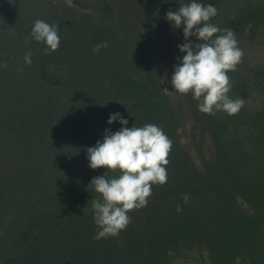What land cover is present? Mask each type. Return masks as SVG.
Instances as JSON below:
<instances>
[{
    "label": "rangeland",
    "instance_id": "374dc122",
    "mask_svg": "<svg viewBox=\"0 0 264 264\" xmlns=\"http://www.w3.org/2000/svg\"><path fill=\"white\" fill-rule=\"evenodd\" d=\"M187 2L0 0V264H264V0H201L243 52L228 72L244 100L233 115L203 113L171 84L185 38L165 17ZM38 19L58 26L60 86L24 60ZM115 112L164 131L168 178L118 235L95 239L94 211L72 225L60 204L110 171L91 169L87 148L122 127L107 123Z\"/></svg>",
    "mask_w": 264,
    "mask_h": 264
},
{
    "label": "clouds",
    "instance_id": "9594fccd",
    "mask_svg": "<svg viewBox=\"0 0 264 264\" xmlns=\"http://www.w3.org/2000/svg\"><path fill=\"white\" fill-rule=\"evenodd\" d=\"M213 4L201 0H188L176 11L169 10L166 19L174 29H182L185 42L178 45L182 56L173 65L171 84L181 94L191 92L198 101V110L214 114L222 111L236 114L244 100L229 96L231 89L228 72L234 70L243 55L233 30L221 29L210 22L217 15ZM195 37L199 43H193ZM31 38L45 44V52H55L60 46L57 25L36 20L31 29ZM103 45H96L99 51ZM31 63V53L24 57ZM119 122L122 126L113 132L106 128L102 139L87 148V159L91 169L104 167L110 171L119 170L110 177L105 172L90 181L91 188L99 196L92 201L93 216L97 226L95 239L118 235L130 223L128 213L147 205L152 185L167 182L168 156L172 142L164 131L155 124L141 127L129 121L121 113H110L109 125ZM185 202L188 196H184ZM180 206L177 211H181Z\"/></svg>",
    "mask_w": 264,
    "mask_h": 264
},
{
    "label": "trees",
    "instance_id": "16d2710c",
    "mask_svg": "<svg viewBox=\"0 0 264 264\" xmlns=\"http://www.w3.org/2000/svg\"><path fill=\"white\" fill-rule=\"evenodd\" d=\"M80 34H76L74 38L79 42L81 41ZM45 44L42 42H35L31 50V62L39 69L42 80L51 86H60L63 81V70L59 62H57L52 52H45ZM38 52L42 57H38ZM99 196L94 189L79 195L74 199L63 200L60 204L61 208L69 213V220L72 225H77L81 222V215L83 212H93L92 201ZM52 228V227H51ZM49 225H45L44 229L29 228L25 232L24 239L26 242H32L33 234H36V239H39L51 230ZM46 229V230H45ZM15 260L10 259L4 264H14Z\"/></svg>",
    "mask_w": 264,
    "mask_h": 264
}]
</instances>
